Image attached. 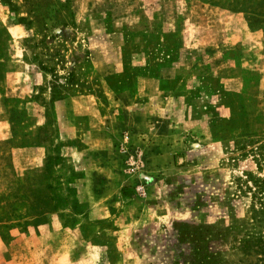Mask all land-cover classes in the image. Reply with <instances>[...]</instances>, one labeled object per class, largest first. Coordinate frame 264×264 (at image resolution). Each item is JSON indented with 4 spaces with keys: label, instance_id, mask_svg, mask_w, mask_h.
I'll use <instances>...</instances> for the list:
<instances>
[{
    "label": "rangeland",
    "instance_id": "obj_1",
    "mask_svg": "<svg viewBox=\"0 0 264 264\" xmlns=\"http://www.w3.org/2000/svg\"><path fill=\"white\" fill-rule=\"evenodd\" d=\"M11 1L0 264H187L194 226L223 264H264L241 248L264 221L239 181L264 169L231 160L243 134L264 141V4L251 23L210 0Z\"/></svg>",
    "mask_w": 264,
    "mask_h": 264
},
{
    "label": "trees",
    "instance_id": "obj_2",
    "mask_svg": "<svg viewBox=\"0 0 264 264\" xmlns=\"http://www.w3.org/2000/svg\"><path fill=\"white\" fill-rule=\"evenodd\" d=\"M211 3H222L228 6V9L232 12L242 11L247 13V19L252 23H257L260 21L261 16H259V11H253L251 9H246V4L255 3L256 5L264 4V0H210ZM0 4L6 7L9 11H16V5L11 0H0ZM17 23L28 24L29 21H26L25 17L19 16L16 19ZM54 81L58 83V77L55 78L53 75ZM67 83H71L69 79L64 78ZM59 88V84L51 85V98L59 99V95L55 94L56 89ZM56 91H55V90ZM243 138L237 140L234 145V151H238L236 156L231 157V160L238 161V159L250 157V161L255 164L257 170L261 171L264 169V141H257L253 136L254 134L245 133L242 135ZM240 184L243 186L242 192H245L250 195V213L251 219L253 221H264V177L255 176L249 171L243 172V178H239ZM200 231H206L207 234H210L212 229L209 226H194L189 227L186 231L188 242H190V252L187 255L185 260L187 264H223L218 257L213 253L209 254L204 250L200 239ZM178 235H181L178 232ZM254 243H258L264 248V237L256 236L251 234H246V237L242 239L241 248L244 250H249ZM185 262L174 261L173 264H184Z\"/></svg>",
    "mask_w": 264,
    "mask_h": 264
}]
</instances>
